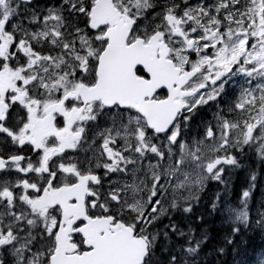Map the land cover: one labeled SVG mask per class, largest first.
Here are the masks:
<instances>
[{"label": "snow or ice", "instance_id": "1", "mask_svg": "<svg viewBox=\"0 0 264 264\" xmlns=\"http://www.w3.org/2000/svg\"><path fill=\"white\" fill-rule=\"evenodd\" d=\"M249 233L264 0H0V264H264Z\"/></svg>", "mask_w": 264, "mask_h": 264}, {"label": "trees", "instance_id": "2", "mask_svg": "<svg viewBox=\"0 0 264 264\" xmlns=\"http://www.w3.org/2000/svg\"><path fill=\"white\" fill-rule=\"evenodd\" d=\"M242 186H243V182H241L238 179H232V197H233V199H235L236 198V194L239 193L242 190ZM254 196L256 197L257 200H259L257 192L254 193ZM212 226L213 227H219V221L214 222V224ZM249 236L251 237L252 242L254 241L253 242V245H255L254 247H256L257 251H259V246L262 243H264V241H262L261 238L259 237V235H257V234L255 236L249 234ZM250 252H251V250H250Z\"/></svg>", "mask_w": 264, "mask_h": 264}, {"label": "bare ground", "instance_id": "3", "mask_svg": "<svg viewBox=\"0 0 264 264\" xmlns=\"http://www.w3.org/2000/svg\"><path fill=\"white\" fill-rule=\"evenodd\" d=\"M232 179H238L241 182H243V175H237V176H233ZM250 235H256V233H249ZM257 238V237H256ZM258 239V238H257ZM260 240V239H259ZM254 242V241H253ZM255 246V245H254Z\"/></svg>", "mask_w": 264, "mask_h": 264}, {"label": "rangeland", "instance_id": "4", "mask_svg": "<svg viewBox=\"0 0 264 264\" xmlns=\"http://www.w3.org/2000/svg\"><path fill=\"white\" fill-rule=\"evenodd\" d=\"M255 236V235H254Z\"/></svg>", "mask_w": 264, "mask_h": 264}]
</instances>
